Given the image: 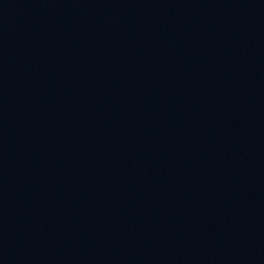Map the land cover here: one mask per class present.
<instances>
[{
	"label": "water",
	"instance_id": "obj_1",
	"mask_svg": "<svg viewBox=\"0 0 264 264\" xmlns=\"http://www.w3.org/2000/svg\"><path fill=\"white\" fill-rule=\"evenodd\" d=\"M184 264H264V69L216 171Z\"/></svg>",
	"mask_w": 264,
	"mask_h": 264
}]
</instances>
